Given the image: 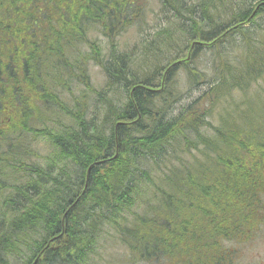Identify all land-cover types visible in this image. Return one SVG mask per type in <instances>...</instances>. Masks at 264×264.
Listing matches in <instances>:
<instances>
[{
  "label": "trees",
  "instance_id": "obj_1",
  "mask_svg": "<svg viewBox=\"0 0 264 264\" xmlns=\"http://www.w3.org/2000/svg\"><path fill=\"white\" fill-rule=\"evenodd\" d=\"M148 1L169 24L140 38L136 70L115 37ZM254 90L264 99V0H0V264H95L106 226L127 264H231L224 242L264 221Z\"/></svg>",
  "mask_w": 264,
  "mask_h": 264
},
{
  "label": "rangeland",
  "instance_id": "obj_2",
  "mask_svg": "<svg viewBox=\"0 0 264 264\" xmlns=\"http://www.w3.org/2000/svg\"><path fill=\"white\" fill-rule=\"evenodd\" d=\"M144 13H145V16L143 18V22L141 25H138V22H137V24L129 26L118 37H115L116 38L115 45H117L118 50L120 52L131 51L130 49H133L134 46H136V48L133 50V53H132L134 56L133 61H132V67L136 70L139 68L140 64H142V61L144 59L142 57V54L144 53V51L142 50V47L140 44V38L144 40L146 37L153 35L156 31H159L163 27H167L169 24V19H166L162 15L164 13L160 12L159 4L153 3L152 1H148L147 8ZM95 40H98L99 44L101 45L102 53L104 54V57H105V55L108 53L106 39L101 34H99L97 35V39ZM159 40L160 42L164 43L161 39ZM193 44L194 43L191 44L190 49H192ZM163 49L167 53H169L168 48L163 47ZM207 55H209V53H207ZM259 57H261V54H258L256 56V59ZM148 59L152 61L153 57L149 56ZM159 61H160L159 66H157V70L159 68L158 73H160L162 76H165V75L167 76L166 68L168 67V64L169 63L171 64L172 62H170V60H166L165 56L159 59L158 62ZM149 65H150L149 63L142 65V68L147 69L149 68ZM192 66L193 65L190 63L187 65L186 64L180 65L172 73L170 80L178 79L177 73H184L187 68L190 67L191 69ZM88 73H89L90 82L93 88L100 90L101 88L104 87V84L106 82V76L104 72H102L99 66L90 64V67H88ZM205 87H206L205 84H202L200 86L198 85L197 90H203ZM176 89L178 92L182 93V98L180 99L182 102H188L193 97H196V95L198 94V91H193L192 93H189L188 91L186 92L187 89L183 86H178L176 87ZM256 90L252 92V96L250 97L248 107H253L254 109L257 107L261 111V113L264 114V99L260 95L257 94ZM112 93L115 97H118L120 99H123L124 98L123 96H125L119 90L112 91ZM90 97L93 98L95 97V95L91 94ZM224 109H227V105L223 107V110ZM246 116H248V114ZM245 117H243L240 121L241 122L244 121ZM101 118H102V115L100 113L99 124L104 123L103 119ZM256 121L258 123H261L264 121V119L262 118V121H260V119H256ZM212 122L215 123L216 121L212 120ZM104 125L106 124L104 123ZM185 155L186 153H183V152L178 153V157L180 159H183L182 156L185 157ZM174 162L176 161L172 160V162L168 163V165H171ZM185 164L190 165V163L186 161H185ZM157 180H159L158 183L160 181H163L162 178L161 179L158 178ZM142 195L146 196V194L144 193ZM129 211L131 214L133 213L132 211L134 210L129 209ZM254 226L264 228V221L263 220L257 221V224H255ZM109 227L110 226H106L105 230L103 231V233L105 234L102 237L100 234L99 239L94 244L95 246L100 241V239H102L96 249V253L93 255L95 264H127L131 256L130 251L128 247L124 245V243L121 241L118 234H116L111 229V227L110 228ZM113 234L114 236L112 237ZM256 242L257 243L262 242V243L259 245L253 246ZM224 244H225V249L227 250L232 249L235 255L232 259L231 264H258L264 261V229H261L258 231L256 240H245V241H238V242L234 240H228V241L226 240ZM137 264H140V263H137Z\"/></svg>",
  "mask_w": 264,
  "mask_h": 264
},
{
  "label": "flooded vegetation",
  "instance_id": "obj_3",
  "mask_svg": "<svg viewBox=\"0 0 264 264\" xmlns=\"http://www.w3.org/2000/svg\"><path fill=\"white\" fill-rule=\"evenodd\" d=\"M258 231H259V228L257 226H254V228L252 230L253 233L251 234V240H256ZM255 245H257V242L253 246H255ZM258 264H264V261L262 263L260 262Z\"/></svg>",
  "mask_w": 264,
  "mask_h": 264
},
{
  "label": "bare ground",
  "instance_id": "obj_4",
  "mask_svg": "<svg viewBox=\"0 0 264 264\" xmlns=\"http://www.w3.org/2000/svg\"><path fill=\"white\" fill-rule=\"evenodd\" d=\"M259 3V2H258ZM234 30V29H233ZM97 33V32H96ZM229 33H231V32H229ZM115 37V36H114ZM152 39V38H151ZM220 41V40H219ZM159 63H160V61H159ZM164 67V66H163ZM163 69V68H162ZM196 70V69H195ZM256 80V79H255ZM90 132V131H89ZM99 135V134H98ZM31 142V141H30ZM33 151V150H32ZM13 191V190H12ZM37 192V191H36ZM12 193V192H11ZM263 211V210H262ZM141 220V219H140ZM152 224V223H151ZM140 229V228H139ZM141 231H142V229H141ZM159 238V237H158ZM140 250V249H139ZM121 260V259H120Z\"/></svg>",
  "mask_w": 264,
  "mask_h": 264
}]
</instances>
